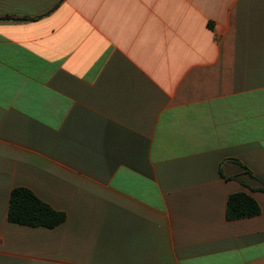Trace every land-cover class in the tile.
<instances>
[{
    "label": "crops",
    "instance_id": "obj_1",
    "mask_svg": "<svg viewBox=\"0 0 264 264\" xmlns=\"http://www.w3.org/2000/svg\"><path fill=\"white\" fill-rule=\"evenodd\" d=\"M0 264H264V0H0Z\"/></svg>",
    "mask_w": 264,
    "mask_h": 264
},
{
    "label": "trees",
    "instance_id": "obj_2",
    "mask_svg": "<svg viewBox=\"0 0 264 264\" xmlns=\"http://www.w3.org/2000/svg\"><path fill=\"white\" fill-rule=\"evenodd\" d=\"M260 213L259 203L250 194L237 192L229 196L226 207L228 220L250 218ZM8 219L20 225L54 228L66 220V214L53 209L30 189L16 187L11 192Z\"/></svg>",
    "mask_w": 264,
    "mask_h": 264
}]
</instances>
